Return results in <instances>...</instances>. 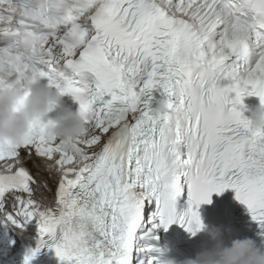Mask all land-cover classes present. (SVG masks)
Returning a JSON list of instances; mask_svg holds the SVG:
<instances>
[{
	"label": "snow or ice",
	"instance_id": "1",
	"mask_svg": "<svg viewBox=\"0 0 264 264\" xmlns=\"http://www.w3.org/2000/svg\"><path fill=\"white\" fill-rule=\"evenodd\" d=\"M2 72L40 76L88 128L72 152L44 119L0 145V224L39 233L24 264L45 247L62 264H153L140 241L174 223L196 235L226 189L264 227V129L242 111L264 104V0H0ZM25 157L58 175L52 195Z\"/></svg>",
	"mask_w": 264,
	"mask_h": 264
},
{
	"label": "clouds",
	"instance_id": "2",
	"mask_svg": "<svg viewBox=\"0 0 264 264\" xmlns=\"http://www.w3.org/2000/svg\"><path fill=\"white\" fill-rule=\"evenodd\" d=\"M167 107V98L160 97L152 110L162 118ZM246 110L252 127L264 129V104ZM38 119L52 121L49 136L69 152L73 151L77 139L88 132L80 111L67 104L64 96L50 88L43 78L33 74L0 73V145L22 146L30 127ZM81 163L77 158L74 166ZM208 236L214 242L212 250L197 253L195 259L168 258L160 264H264V253L257 249L253 239L245 237L225 242L223 232L215 227L209 230Z\"/></svg>",
	"mask_w": 264,
	"mask_h": 264
}]
</instances>
